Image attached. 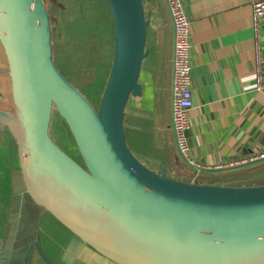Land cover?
Masks as SVG:
<instances>
[{
    "label": "water",
    "instance_id": "1",
    "mask_svg": "<svg viewBox=\"0 0 264 264\" xmlns=\"http://www.w3.org/2000/svg\"><path fill=\"white\" fill-rule=\"evenodd\" d=\"M114 49L98 108L52 59L45 0H0V44L15 112L0 125L16 141L26 194L115 264H264V184L182 182L154 172L129 149L123 116L147 56L142 0H106ZM53 109L83 166L48 134ZM46 264H55L36 242ZM34 251V250H33Z\"/></svg>",
    "mask_w": 264,
    "mask_h": 264
},
{
    "label": "crops",
    "instance_id": "2",
    "mask_svg": "<svg viewBox=\"0 0 264 264\" xmlns=\"http://www.w3.org/2000/svg\"><path fill=\"white\" fill-rule=\"evenodd\" d=\"M144 1L148 20L147 56L142 61L138 80L141 94L130 97L125 107L126 143L139 161L149 164L156 172L164 168L170 178L230 184L234 179L227 175L249 166L196 176L177 155L171 115L172 21L165 0ZM257 1L183 0L190 17L192 44L193 107L188 113L187 137L191 154L205 165L247 155L264 143V77L261 90L257 91L253 76L251 12ZM106 6L103 12L109 16L104 29L108 32L106 42L111 67L114 35L107 2ZM259 42L264 57V20L259 29ZM101 65L106 67L103 58ZM109 70L106 68L104 86ZM0 77L5 76L0 74ZM4 89L5 85L0 91ZM16 147L15 139L0 128V264H24L36 242L55 264H115L80 241L31 200L19 172ZM33 250L29 264H46Z\"/></svg>",
    "mask_w": 264,
    "mask_h": 264
},
{
    "label": "rangeland",
    "instance_id": "3",
    "mask_svg": "<svg viewBox=\"0 0 264 264\" xmlns=\"http://www.w3.org/2000/svg\"><path fill=\"white\" fill-rule=\"evenodd\" d=\"M103 2L104 4L101 0H54V3L47 6L48 13L54 21L51 24L52 28L54 26L57 32V40L54 49L52 48L53 62L60 74L94 109L98 108L101 99L107 76L106 68H110L108 56L110 48L107 49L106 42L108 32L104 29L109 14L103 12L107 8L105 0ZM0 47V70H7L1 44ZM102 58L106 64L105 68L101 65ZM157 66L159 67L160 63ZM4 78L0 77V89L5 85L3 92L0 91V109L14 113L10 80L7 76ZM48 134L63 152L83 166L74 141L68 135L67 128L55 109L51 114ZM144 165L150 168L149 164Z\"/></svg>",
    "mask_w": 264,
    "mask_h": 264
},
{
    "label": "built area",
    "instance_id": "4",
    "mask_svg": "<svg viewBox=\"0 0 264 264\" xmlns=\"http://www.w3.org/2000/svg\"><path fill=\"white\" fill-rule=\"evenodd\" d=\"M173 27V63H172V129L175 137L176 152L179 158L195 175L241 169L264 161V143L260 147L241 157L227 162L205 165L197 161L191 154L187 132L190 129L189 110L193 107L191 94V56L190 17L186 14L183 0H165ZM251 28L254 41V86L261 90L264 70V57L259 42V29L264 20V0L252 5Z\"/></svg>",
    "mask_w": 264,
    "mask_h": 264
},
{
    "label": "trees",
    "instance_id": "5",
    "mask_svg": "<svg viewBox=\"0 0 264 264\" xmlns=\"http://www.w3.org/2000/svg\"><path fill=\"white\" fill-rule=\"evenodd\" d=\"M51 1L54 3V0H45L46 9H47V6L50 3H52ZM47 12H48V10H47ZM48 15H49V13H48ZM49 21H50V29H51V44H52V48L54 49V44H55V42L57 40L56 39L57 32H56L54 26L52 28L51 24L54 21L51 19L50 15H49ZM0 128H2V130L5 133L10 134L5 126L0 125ZM146 167L149 168L148 166H146ZM149 169L152 170L151 168H149ZM154 172H156V171H154ZM227 177H231L232 179H234V181H231L230 184H224V186H256V185H263L264 184V162L263 163H259V164L254 165V166H251V167L249 166L246 169L241 170L239 172H234L231 175H227ZM172 179H174V178H172ZM174 180L182 181V182H190V181H183V180H178V179H174ZM200 183L221 185V184H216L215 182H212V181H210V182H200Z\"/></svg>",
    "mask_w": 264,
    "mask_h": 264
},
{
    "label": "bare ground",
    "instance_id": "6",
    "mask_svg": "<svg viewBox=\"0 0 264 264\" xmlns=\"http://www.w3.org/2000/svg\"><path fill=\"white\" fill-rule=\"evenodd\" d=\"M96 110V109H95Z\"/></svg>",
    "mask_w": 264,
    "mask_h": 264
}]
</instances>
